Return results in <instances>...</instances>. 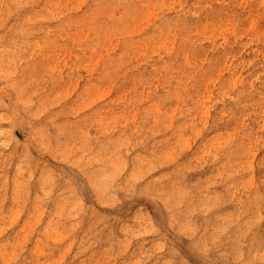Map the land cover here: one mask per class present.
Listing matches in <instances>:
<instances>
[{
	"label": "rangeland",
	"instance_id": "1",
	"mask_svg": "<svg viewBox=\"0 0 264 264\" xmlns=\"http://www.w3.org/2000/svg\"><path fill=\"white\" fill-rule=\"evenodd\" d=\"M0 264H264V0H0Z\"/></svg>",
	"mask_w": 264,
	"mask_h": 264
},
{
	"label": "bare ground",
	"instance_id": "2",
	"mask_svg": "<svg viewBox=\"0 0 264 264\" xmlns=\"http://www.w3.org/2000/svg\"><path fill=\"white\" fill-rule=\"evenodd\" d=\"M216 158H217V157H216ZM216 158H215V159H216ZM94 234H95V233H94Z\"/></svg>",
	"mask_w": 264,
	"mask_h": 264
}]
</instances>
